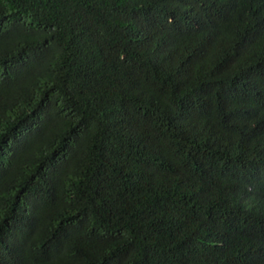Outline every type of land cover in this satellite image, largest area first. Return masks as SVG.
Wrapping results in <instances>:
<instances>
[{"label": "trees", "instance_id": "16d2710c", "mask_svg": "<svg viewBox=\"0 0 264 264\" xmlns=\"http://www.w3.org/2000/svg\"><path fill=\"white\" fill-rule=\"evenodd\" d=\"M0 264H264V0H0Z\"/></svg>", "mask_w": 264, "mask_h": 264}]
</instances>
